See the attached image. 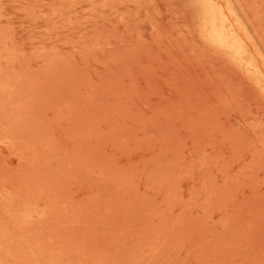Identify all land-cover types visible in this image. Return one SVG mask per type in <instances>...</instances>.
Instances as JSON below:
<instances>
[{"label":"rangeland","instance_id":"374dc122","mask_svg":"<svg viewBox=\"0 0 264 264\" xmlns=\"http://www.w3.org/2000/svg\"><path fill=\"white\" fill-rule=\"evenodd\" d=\"M193 10L0 0V264H264V94Z\"/></svg>","mask_w":264,"mask_h":264},{"label":"bare ground","instance_id":"6f19581e","mask_svg":"<svg viewBox=\"0 0 264 264\" xmlns=\"http://www.w3.org/2000/svg\"><path fill=\"white\" fill-rule=\"evenodd\" d=\"M189 1L195 13L194 25L203 40L239 65L264 94V33L254 22L258 12L253 13V18V6L248 7L245 0Z\"/></svg>","mask_w":264,"mask_h":264}]
</instances>
